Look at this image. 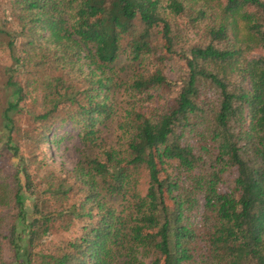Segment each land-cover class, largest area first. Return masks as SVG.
<instances>
[{"label": "trees", "instance_id": "obj_1", "mask_svg": "<svg viewBox=\"0 0 264 264\" xmlns=\"http://www.w3.org/2000/svg\"><path fill=\"white\" fill-rule=\"evenodd\" d=\"M0 14V264H264V0ZM117 112L118 147L51 160L57 122L92 148Z\"/></svg>", "mask_w": 264, "mask_h": 264}, {"label": "rangeland", "instance_id": "obj_2", "mask_svg": "<svg viewBox=\"0 0 264 264\" xmlns=\"http://www.w3.org/2000/svg\"><path fill=\"white\" fill-rule=\"evenodd\" d=\"M1 17V14H0ZM9 90L5 87L0 81V99L4 101L7 98ZM36 93V100L41 97V92L38 89L33 90V94ZM32 99V97H31ZM125 99V95L123 93L122 88H118L116 94L117 102L121 103ZM26 102H29L26 99ZM30 104V103H28ZM120 113L117 112L115 114L113 120L109 122L105 127L100 128L96 145L92 148L86 147L80 136V128L70 122L59 123L57 122L54 126V130L49 134V138L52 140L54 137L57 141L51 144V148L48 149V153L56 164L60 165L65 171H70L75 163L78 161L80 156H82L83 152H88L90 155L97 153L102 147L115 148L118 147V143L116 141L117 135L119 132L116 130L117 121L119 120ZM5 135L3 133V128L0 126V148L4 145ZM117 143V144H116ZM98 145V146H97ZM18 157H13V161H17ZM146 179L142 176L139 179V183L141 184V188H144V183ZM24 229L21 233L22 236L25 234V227L23 223L18 226V229Z\"/></svg>", "mask_w": 264, "mask_h": 264}]
</instances>
